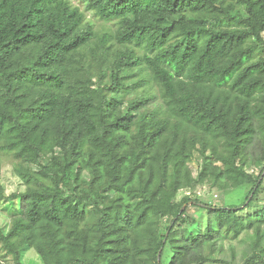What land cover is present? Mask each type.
I'll return each instance as SVG.
<instances>
[{
    "label": "trees",
    "instance_id": "obj_1",
    "mask_svg": "<svg viewBox=\"0 0 264 264\" xmlns=\"http://www.w3.org/2000/svg\"><path fill=\"white\" fill-rule=\"evenodd\" d=\"M81 2L116 34L96 36L70 0H0V154L25 186L7 196L0 167V202L18 205L0 251L208 264L206 244L251 229L257 246L264 210L243 212L263 186L264 0ZM205 183L252 188L240 206L177 200ZM243 264H264V248Z\"/></svg>",
    "mask_w": 264,
    "mask_h": 264
},
{
    "label": "rangeland",
    "instance_id": "obj_2",
    "mask_svg": "<svg viewBox=\"0 0 264 264\" xmlns=\"http://www.w3.org/2000/svg\"><path fill=\"white\" fill-rule=\"evenodd\" d=\"M72 5L77 6L84 16V24L91 26L93 28L96 36L101 38H106L105 36L115 35L118 29L117 21H105L98 18L93 11L86 10L84 3L81 0H70ZM264 37V33H263ZM107 44L113 45V51L116 50L119 45L115 42L114 39L107 38ZM136 97V93H128L125 95L124 101ZM257 155H254V158L246 166V169L253 173L255 176L258 175L262 169V163L259 162L256 158ZM17 164V161L11 156L0 154V167H1V183L4 187L5 194L12 195L18 192L25 190L21 179L17 176L14 171V167ZM200 164V158L198 154H195L193 161L191 162V168L193 175L196 174V171ZM262 190L258 196V203H254L243 213H252L256 210H264V174ZM251 185H245L235 189L221 190L218 186L212 187L207 183L195 186L194 188H186L179 191L177 195V200H181L184 197H190L192 200H197L202 203L209 205H242L246 201V196L251 190ZM14 201L4 200L0 202V228L3 232H7L11 225V217L17 212L18 205L13 204ZM186 208V206H184ZM187 213L194 219L201 221L204 224L205 216L203 211L188 205ZM264 235V223L261 225ZM257 236L255 232L251 230H246L242 232L238 237H223L219 238L216 244H206L204 246V252L216 262L210 261L208 264H243L244 261L251 256L258 248H264V236L260 240L259 244L256 246ZM169 260V254L166 252L163 256V264H167ZM224 261L226 263H220ZM22 263L23 264H42L38 254L33 248H29L23 251L22 253ZM0 264H14L13 258L10 254H7L5 251H0Z\"/></svg>",
    "mask_w": 264,
    "mask_h": 264
},
{
    "label": "water",
    "instance_id": "obj_3",
    "mask_svg": "<svg viewBox=\"0 0 264 264\" xmlns=\"http://www.w3.org/2000/svg\"><path fill=\"white\" fill-rule=\"evenodd\" d=\"M263 174H264V172H263ZM263 174H262V176H263ZM183 208H184V206H183ZM183 208H182V209H183Z\"/></svg>",
    "mask_w": 264,
    "mask_h": 264
}]
</instances>
